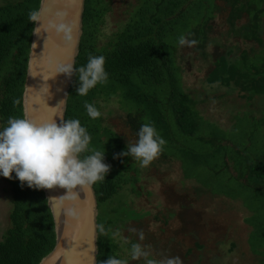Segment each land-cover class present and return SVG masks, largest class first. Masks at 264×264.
<instances>
[{"label":"trees","instance_id":"trees-1","mask_svg":"<svg viewBox=\"0 0 264 264\" xmlns=\"http://www.w3.org/2000/svg\"><path fill=\"white\" fill-rule=\"evenodd\" d=\"M40 1L22 0L0 6V129L9 117H24L22 97L34 29L30 15L38 12ZM216 1L220 0H154L150 8L140 5L134 15L137 20L130 16L108 37L106 44L99 46L98 38L104 17L110 12V2L85 0L82 35L74 68L86 65L90 55L104 56L108 79L97 84L86 96H81L76 92L78 78L74 72L65 119L81 121L91 135L90 148L105 151V163L111 166L106 179L93 185L98 207L113 200L125 187H134L141 172L137 168L139 161L121 155L127 146L124 138L104 123L112 112L104 111L102 103L118 104V111L127 114L126 121L137 137L144 123L155 126L166 142L162 153L155 159L159 167L164 162L175 161L181 168L189 158L196 164L205 161L198 152L186 151L183 136L192 133L198 125L206 124L198 110V105L206 102L185 91L176 58L181 36L195 40V45L206 57L207 29L215 16ZM223 1L231 6L227 17L231 31L240 33L244 30V40L262 45L259 26L264 18V0ZM243 14L249 22L236 30L235 22ZM232 54L233 49L215 61L202 86L206 91L205 98H208L209 91L216 98L234 95L245 104L257 95L264 96V58L255 62L264 55V49L251 56L244 49L239 58L233 56L229 59ZM86 103L94 105L101 116L90 118ZM207 123L208 129L216 126ZM218 129L216 126L212 133L221 131ZM222 134H216L217 138L205 134L201 138H208L209 144L215 141L212 149L220 157L215 160V167L237 170L238 173L231 174V177L251 191L249 200H262L264 205V152L258 158L251 157L250 151L245 149V142L241 144L227 136L228 139L224 140ZM222 140L226 142L225 146ZM2 178L9 185L12 208L8 216L9 228L0 241V264H39L56 242L53 218L44 192L26 184L22 186L15 173L13 179ZM254 221L249 224L252 235L251 238L248 235V245L255 258L254 264H264V251L257 250V246L262 245L264 250V220ZM110 224L108 220L98 219L97 264H104L110 256L120 259L109 230ZM254 237L260 241L253 243ZM232 247L230 251H234Z\"/></svg>","mask_w":264,"mask_h":264},{"label":"rangeland","instance_id":"rangeland-1","mask_svg":"<svg viewBox=\"0 0 264 264\" xmlns=\"http://www.w3.org/2000/svg\"><path fill=\"white\" fill-rule=\"evenodd\" d=\"M19 1L22 0H0V6ZM153 1L109 0L110 12L104 17L99 46L106 44L108 37L130 16L136 15L140 5L150 8ZM215 5V16L207 29L206 57L195 44L178 45L176 61L181 67L182 83L187 93L206 102L200 103L198 110L203 119L221 130L216 134L223 133L224 140L230 137L235 142H245L250 156L258 158L264 152V96L257 95L251 102L243 104L234 95L216 98L208 91L206 99L202 86L215 61L228 51L233 49L230 59L233 56L239 58L244 49L250 56L264 49V18L260 20L263 43L259 45L253 40H244V30L240 33L231 31L227 21L231 9L229 4L220 0ZM133 18L137 20L135 16ZM248 22V17L243 14L234 28L238 30ZM263 58L264 55L255 62ZM101 105L104 111L112 112L104 123L124 138L126 146L135 144L138 137L126 121L127 114L118 111V104L114 102ZM205 120L207 125L200 124L192 133L183 136L186 151L198 152L204 162L196 164L189 158L181 168L171 160L160 167L155 159L146 167L138 162L137 168L141 169L139 182L134 187H125L113 200L98 207V219L110 221L109 230L117 244L118 255L128 264H148L149 260L159 264L166 258L175 257H179L181 264H254L255 258L248 245L252 235L249 224L255 223L254 219L263 222V201L248 199L251 191L231 177V174L238 173L237 170L215 167V160L220 159L212 149L215 141L209 144L208 138H201L205 134L217 138L212 133L216 126L208 129ZM218 139L221 140L220 137ZM222 142L225 146L226 142ZM248 206L253 208L252 211ZM11 208L9 185L0 177V241L9 228ZM259 241L254 237L253 243ZM134 244H140L148 256L133 260L131 251ZM262 246H257L260 253L264 251ZM231 247L234 251L229 250Z\"/></svg>","mask_w":264,"mask_h":264},{"label":"clouds","instance_id":"clouds-1","mask_svg":"<svg viewBox=\"0 0 264 264\" xmlns=\"http://www.w3.org/2000/svg\"><path fill=\"white\" fill-rule=\"evenodd\" d=\"M30 20L41 24V14L31 13ZM46 28L59 33L64 30V25L49 21ZM195 43V40H187L183 36L179 38L182 46ZM105 63L104 56L90 55L86 65L79 68L72 65L59 66L56 72L67 77L77 73L76 92L86 96L97 84L107 81ZM85 108L90 118L97 119L101 116L94 105L86 103ZM91 139L79 119H65L59 114L45 121L9 117L6 125L0 129V177L13 179L15 173V178L22 186L26 184L29 188L36 189L58 187L66 191L102 182L109 174L111 166L105 163V151L90 148ZM165 143L152 123H144L139 129L136 143L131 146L127 144V150L121 155L130 156L146 167L162 153ZM147 256L148 253L140 244L132 246L133 260ZM104 264L128 262L110 256ZM148 264H157V261L149 260ZM159 264H181V261L179 257L166 258Z\"/></svg>","mask_w":264,"mask_h":264},{"label":"water","instance_id":"water-1","mask_svg":"<svg viewBox=\"0 0 264 264\" xmlns=\"http://www.w3.org/2000/svg\"><path fill=\"white\" fill-rule=\"evenodd\" d=\"M84 3L85 0L40 1L42 23L33 21L22 97L24 117L45 121L59 114L65 118L73 75L57 74L56 68L75 66ZM49 21L63 24L64 30H48ZM42 190L52 214L56 242L39 264H97L98 203L93 185L68 191L58 187Z\"/></svg>","mask_w":264,"mask_h":264},{"label":"flooded vegetation","instance_id":"flooded-vegetation-1","mask_svg":"<svg viewBox=\"0 0 264 264\" xmlns=\"http://www.w3.org/2000/svg\"><path fill=\"white\" fill-rule=\"evenodd\" d=\"M6 231H7V229H6ZM5 234H6V232H5Z\"/></svg>","mask_w":264,"mask_h":264}]
</instances>
